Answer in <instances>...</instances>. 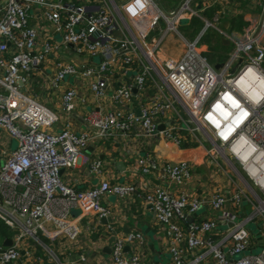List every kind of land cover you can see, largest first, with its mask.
Wrapping results in <instances>:
<instances>
[{"label": "built area", "instance_id": "obj_1", "mask_svg": "<svg viewBox=\"0 0 264 264\" xmlns=\"http://www.w3.org/2000/svg\"><path fill=\"white\" fill-rule=\"evenodd\" d=\"M32 8L47 26L44 36L28 24ZM256 9L236 32L203 22L232 45L211 67L197 39L185 41L176 31L181 20L199 17L190 0L168 12L154 0H0V137L6 144L0 222L11 233V244L0 245V264L18 262L26 240L74 241L80 219L107 222L110 210L102 199L134 195L163 232L170 264H264V0H255ZM166 35L181 40L176 59L160 53ZM32 68L41 72L45 89L58 94L62 115L83 108L79 122L87 130L75 133L66 122L50 131L57 115L29 94ZM130 132L189 155L171 161L146 153L128 159L125 183L109 181L102 161L83 151ZM8 139L16 141L12 151ZM80 164L97 183L76 190L60 180V172ZM200 164L206 172H197ZM242 204L249 213L239 217ZM255 221L263 244L252 253L245 225ZM103 228L112 236L111 264H141L137 253L124 251L142 244L140 233L115 235L109 223ZM49 247L54 263L70 264Z\"/></svg>", "mask_w": 264, "mask_h": 264}, {"label": "crops", "instance_id": "obj_2", "mask_svg": "<svg viewBox=\"0 0 264 264\" xmlns=\"http://www.w3.org/2000/svg\"><path fill=\"white\" fill-rule=\"evenodd\" d=\"M181 2L182 0H159L155 3L160 10L168 12L175 9ZM190 6L199 16L196 17V19L198 18L202 23L211 22L215 29L225 31V29L232 27L237 16L242 14L243 21V17L255 11V0H190ZM38 13L37 8H32L28 13L27 20L29 25L40 27L39 32L42 31V35L47 31V26L40 22L41 20H38ZM190 19L185 20L187 21L185 27H190V29H192L190 26ZM202 30L206 29L203 28ZM190 34H192V32H190ZM170 37L171 41H175V37L171 35ZM195 39H198V34L194 35L193 40L188 42H193ZM160 53L166 57L164 53H162V50H160ZM173 54L174 59L178 58L175 57V51ZM34 77L36 78V81L33 80ZM30 78H32V80L29 79L28 82L29 94L34 96L38 102L40 101V103L44 105L47 103L51 104L50 109L57 115L58 120L50 128V131H58L66 122L75 133H81L82 131L87 130V128L79 122V115L83 108H75L69 116L62 115L58 107V94H50V92L45 89L44 79H42L41 72H39L37 68H32L30 71ZM77 85L78 87H81L79 82H77ZM79 91L82 92V89L80 88ZM39 94L40 96L38 97ZM91 107V104H88L85 109H90ZM132 107V110L135 111V106L132 105ZM4 140L5 136L2 134L0 137V154L2 147L6 145ZM7 143L9 148V141H7ZM146 153L155 154L161 159L164 158L171 161L184 159L189 155L188 152L180 151L169 143L141 140L131 134V132L125 137L115 134L107 136L98 146L88 145L83 151L84 155L90 158L96 157L102 161L103 174L106 179L119 183H125L127 181L126 169L128 159L131 160ZM194 155L200 157L201 152L196 150ZM118 162L122 164V168L120 167V169L116 168V163ZM60 180L76 190H83L97 183V180L94 179V177H87L86 168L81 164L74 169L61 171ZM149 181L153 184L157 183L153 179H149ZM195 186L197 185L193 184V188ZM196 190L199 191L198 187ZM101 203L110 210L107 222L97 221L92 216L80 219L77 223L79 226V234L74 241L69 243L59 241L60 243H58L43 240V248L45 249L46 246H50V250L56 251V257H58L59 261L67 260L70 264H111L109 249L112 236L106 234L103 228L106 223H109L114 227L115 235H122L128 232H138L141 234L142 244L139 245L137 249L136 247L131 249L125 247L124 251L126 255L137 253L141 264H170L168 254L166 253V242L163 232L154 223L152 212L149 206L142 202L141 197L134 195L132 198L124 199L122 201L117 200L114 197H106L102 199ZM77 213L76 210H73L71 215L74 216L75 214L76 216ZM248 213L249 208L242 204L239 217H244ZM208 214L209 213L206 211L202 213L204 217H208ZM186 221L189 223L190 219H186ZM252 223L255 231L250 232L252 239L250 251L258 250L263 244V236L260 232L261 223L258 221ZM10 240L11 234L9 237H0V245L3 247L9 246L11 244ZM21 248L23 250L20 251V254L22 255L23 251H25L26 254L22 255L19 261L15 264H56L53 262L52 258L47 255L46 250L42 247H40V250H37L35 244L29 240L24 241ZM80 256H84L83 262L79 260ZM190 260V256L186 257V262Z\"/></svg>", "mask_w": 264, "mask_h": 264}, {"label": "rangeland", "instance_id": "obj_3", "mask_svg": "<svg viewBox=\"0 0 264 264\" xmlns=\"http://www.w3.org/2000/svg\"><path fill=\"white\" fill-rule=\"evenodd\" d=\"M154 1L157 3L159 0H154ZM165 12H167V11H165ZM256 12H257V10H256ZM186 24H187V21L181 20L180 23L176 26V31L185 41H192L195 34L194 33L190 34L192 29H190V27H185ZM203 26H204V24L201 23L200 30L197 33L198 34V39H197V42H196V46H198V50L201 52V55H203V57L206 58L207 63L211 67H213V65L221 63L222 60L225 59L228 56V54L232 50V45L229 44V45H224V46H221V47H219L217 45L215 46L214 42L211 40V38H206L207 32H213V31H210V30H207V29L204 31L205 37H204V39H202L203 38L202 35H204V34H202ZM163 28H164V25L162 23H159V29L163 30ZM152 35L153 36H157V33L155 32ZM171 36L175 37V39H174L175 41H171L170 35H166L165 38H164L162 47H161L162 53H164V55L166 57H172L173 58L174 57L173 52L175 51V53H176L175 57H179L182 54V52H183V47L181 45V40L176 35H171ZM201 36H202V38H200ZM213 38H214V41H215V39L217 38L216 35H213ZM56 39H58V37H56ZM39 96H40V94L38 95V97ZM45 106L48 107V108H51V104L47 103V104H45ZM8 141H9V149H8V151L14 150L15 147H16V141L14 139H8ZM218 161H219V159H218ZM2 163H3V160H0V166L2 165ZM196 169L198 170V172H201V173L206 172V168L202 164L198 165L196 167ZM236 170L239 173V170L237 168H236ZM245 229L248 230L249 232H254L255 231V229L253 228V223L252 222L246 224L245 225ZM40 247L43 248V245H41L40 243L38 245L35 244V248L37 250H40ZM44 250H46V249H44ZM255 252H257V250L252 251V253H255Z\"/></svg>", "mask_w": 264, "mask_h": 264}, {"label": "trees", "instance_id": "obj_4", "mask_svg": "<svg viewBox=\"0 0 264 264\" xmlns=\"http://www.w3.org/2000/svg\"><path fill=\"white\" fill-rule=\"evenodd\" d=\"M82 2L83 0H79V2ZM257 10V9H256ZM256 10H255V12H256ZM242 14L240 15V16H237L236 17V21L232 24V27L231 28H229V29H225V31L224 32H226V33H230V32H236V31H239L243 26H244V22L242 21ZM201 21L197 18L196 19V17H192V19H190V26L192 27V33H194L195 35L198 33V31L200 30V27H201V23H200ZM207 30H210V31H213V32H207V34H206V38H211V40L214 42V45L216 46H219V47H221V46H223L222 44H221V37H220V35L216 32V31H214L213 29H207ZM203 34H204V32H203ZM213 35H216V39H215V41H214V38H213ZM202 36H203V38H202ZM200 38H202V39H204V37H205V34L204 35H202ZM224 60V59H223ZM222 60V61H223ZM186 146H191V144H183V145H181L180 147L181 148H185ZM10 232H9V230L0 222V237H9L10 236Z\"/></svg>", "mask_w": 264, "mask_h": 264}, {"label": "water", "instance_id": "obj_5", "mask_svg": "<svg viewBox=\"0 0 264 264\" xmlns=\"http://www.w3.org/2000/svg\"><path fill=\"white\" fill-rule=\"evenodd\" d=\"M221 44L223 46L227 45L226 41H224V40H221ZM215 67H217V66H215ZM19 90L22 91V87L21 86L19 87ZM120 167L122 168V164L120 162L116 163V168L120 169ZM102 222H104V220H102ZM259 245H260V243H259Z\"/></svg>", "mask_w": 264, "mask_h": 264}, {"label": "flooded vegetation", "instance_id": "obj_6", "mask_svg": "<svg viewBox=\"0 0 264 264\" xmlns=\"http://www.w3.org/2000/svg\"><path fill=\"white\" fill-rule=\"evenodd\" d=\"M203 28H204V26H203ZM203 31V30H202ZM204 32V31H203ZM203 32H202V34H203Z\"/></svg>", "mask_w": 264, "mask_h": 264}, {"label": "bare ground", "instance_id": "obj_7", "mask_svg": "<svg viewBox=\"0 0 264 264\" xmlns=\"http://www.w3.org/2000/svg\"><path fill=\"white\" fill-rule=\"evenodd\" d=\"M238 123V122H237Z\"/></svg>", "mask_w": 264, "mask_h": 264}]
</instances>
